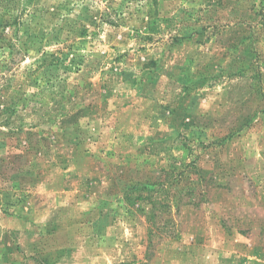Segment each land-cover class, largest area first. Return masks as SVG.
<instances>
[{
	"label": "rangeland",
	"instance_id": "rangeland-1",
	"mask_svg": "<svg viewBox=\"0 0 264 264\" xmlns=\"http://www.w3.org/2000/svg\"><path fill=\"white\" fill-rule=\"evenodd\" d=\"M0 37V264H264V0H0Z\"/></svg>",
	"mask_w": 264,
	"mask_h": 264
},
{
	"label": "trees",
	"instance_id": "trees-1",
	"mask_svg": "<svg viewBox=\"0 0 264 264\" xmlns=\"http://www.w3.org/2000/svg\"><path fill=\"white\" fill-rule=\"evenodd\" d=\"M19 16L20 15H10V21H8V23L5 25L3 30H5L7 27H11L13 28V31L11 33L15 32V36H17V33L19 34L20 28L24 26L23 30H24L25 36L28 39H32L31 38L33 37L32 26L29 24V26L27 25V27L25 28V23L20 19ZM37 38L39 39H36V40L44 39V37H37ZM2 40H4V42L7 41V39L6 38L4 39V37H2ZM4 42L0 43V52H3L2 54L3 56L0 57V74L2 73L4 74L6 70L9 71L12 64L15 63V57L18 54H21V50L17 48V46L14 43H12L10 40H8L5 43ZM47 58L48 59H43L42 62H39V64H37L38 66L36 69L29 68L28 70L24 71L23 73L26 74L25 77L30 78V77H34L36 74L38 75L40 73L45 74L47 73L45 69L47 70L48 67H51V66L53 67L54 65L61 64V60L52 59L54 58L53 55H50V57L47 56ZM4 80L6 81L7 79L5 78ZM16 105L17 103H14L13 101L11 102V104L9 103V101H3L0 103V112L15 114L17 111ZM15 132H16V129H11L9 131L8 136H11V138L14 137V135L16 134ZM21 133L22 131L18 130L17 134H21Z\"/></svg>",
	"mask_w": 264,
	"mask_h": 264
}]
</instances>
